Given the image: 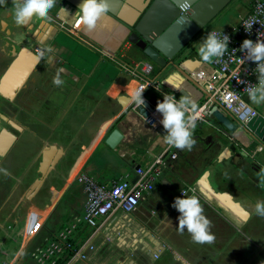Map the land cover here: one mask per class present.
<instances>
[{"label": "crops", "instance_id": "0c3cea01", "mask_svg": "<svg viewBox=\"0 0 264 264\" xmlns=\"http://www.w3.org/2000/svg\"><path fill=\"white\" fill-rule=\"evenodd\" d=\"M142 1L124 5L121 16L107 11L91 29L80 21V34L99 48L49 17L33 15L17 24L13 18L16 0L0 5V54L10 57L0 78L17 54L23 55L24 65L23 71L9 78L5 92H0V132L3 127L9 132L3 133L0 149L14 135L0 156V264H42L39 252L70 224L76 225L71 243L80 246L93 234L95 246L86 259L71 264L264 261V216L248 215L256 200H264L260 179L264 144L242 128L229 134L212 116L194 123L191 147H175L178 156H167V167L135 212L118 210L101 217L97 228L84 220L86 192L79 173L105 184L124 178L135 181L137 167L147 166L166 150L168 144L157 130L160 125L165 127L164 112L150 95L159 102L166 94L175 101L183 97L196 106L208 96V82L223 76L213 67V58L202 60L199 46L184 63L199 85L172 65H156L133 43L122 52L130 34L127 21L137 18L135 5ZM252 2L248 0L243 14L225 29L238 24L251 11ZM69 10L54 5L48 11L70 24L79 15ZM139 62H151L153 70L147 75L131 73ZM57 70L60 84L53 83ZM141 86L144 104L137 106L133 93ZM115 128L123 136L110 147L106 139ZM52 144L61 147L63 154L37 193L28 198L31 184L41 175L42 151ZM15 148L22 153L15 156ZM189 169L196 173L192 179L185 176ZM204 176L213 190L203 184ZM189 184H197L214 205L202 206L214 235L211 242H195L187 225L183 231L178 227L181 214L172 204L180 189Z\"/></svg>", "mask_w": 264, "mask_h": 264}, {"label": "built area", "instance_id": "2783aa9c", "mask_svg": "<svg viewBox=\"0 0 264 264\" xmlns=\"http://www.w3.org/2000/svg\"><path fill=\"white\" fill-rule=\"evenodd\" d=\"M188 8L189 6L185 9ZM47 17L55 20L60 27L82 39L92 47L99 48L98 45L80 34V18L68 24L56 16L53 17L50 13ZM213 30L221 38L222 35L229 37L228 48L225 53L220 57H213L212 60L213 67L223 76L208 82L209 95L205 100L196 105L195 110L189 104L185 105L183 109L187 113L186 117H193L194 123L203 121L206 117H211L215 106L235 122L246 123V121L259 112L249 103L248 89L259 83L260 73L257 70L259 61L252 59L250 50L248 48L241 49L240 45L243 44L245 38H250L254 42L257 38L264 39V0H253L251 11L243 16L238 24L229 29L213 28L208 31V34ZM131 43L130 40H127L121 49L122 52ZM42 49L41 46H38V52H41ZM152 70L153 64L151 62H139L132 67L131 73L147 75ZM165 129L170 134V130ZM169 155L173 158L178 156L175 146L167 145L166 150L155 156L150 164L137 167L136 172L138 177L135 181L124 178L112 184H105L87 173H79L78 178L83 182L86 192L84 220L91 227L97 228L98 220L101 217H110L118 210H122L125 213L135 212L141 201L154 189L155 180L162 175L164 169L167 167V156ZM185 195H196L202 206L209 205L214 207L213 203L197 184L183 186L177 197H184ZM175 200L176 198L173 201L172 207L182 214L175 207ZM75 226V224H70L64 227L56 238L45 245L37 256L42 264H60L59 259L65 250L71 247L69 237ZM92 236L93 234L87 241L78 246L74 254L64 264H71L75 261L86 259L88 251L95 249L94 244L91 242Z\"/></svg>", "mask_w": 264, "mask_h": 264}, {"label": "water", "instance_id": "95a60500", "mask_svg": "<svg viewBox=\"0 0 264 264\" xmlns=\"http://www.w3.org/2000/svg\"><path fill=\"white\" fill-rule=\"evenodd\" d=\"M231 1L143 0L142 4L135 5L138 11L137 18L133 21H127V27L130 30L129 40L140 48L156 65L164 68L172 65L188 80L199 85L198 81L188 72L184 63L197 50V43H193V40ZM107 2L109 4L108 11L119 16H121L120 11L124 5L133 4V0H107ZM82 3L83 0H57L55 5L66 10L70 9L75 12V15H78V10ZM187 6L189 8L185 9ZM23 68V55L19 53L0 78V92H5L4 86L13 73L15 71H23ZM205 89L208 90L207 85ZM216 102L218 101L216 100ZM212 118L225 127L229 134H233L239 128H242L250 136L264 144V114L262 112L259 111L246 123H237L215 106L212 110ZM157 130L164 137L170 135L161 125L157 127ZM3 133H9L5 127L0 132V147L4 143ZM10 135L12 136L5 143L4 148L0 149V156L9 148L14 138L13 134ZM122 136L121 131L115 128L107 137L106 142L110 147H115L122 139ZM62 154L63 149L57 147V145L45 146L42 151L39 168L41 175L31 184L28 198H32L37 193L44 179ZM202 181L208 189L213 190L205 180V176ZM216 194L218 197L228 198L224 193Z\"/></svg>", "mask_w": 264, "mask_h": 264}, {"label": "clouds", "instance_id": "9594fccd", "mask_svg": "<svg viewBox=\"0 0 264 264\" xmlns=\"http://www.w3.org/2000/svg\"><path fill=\"white\" fill-rule=\"evenodd\" d=\"M57 0H16L13 9V18L17 24L25 23L29 17L44 18L48 16V10L53 8ZM5 0H0V5L4 4ZM109 4L107 0H83L78 10L80 20L89 29L94 28L98 19L107 13ZM248 30V29H246ZM229 37L227 35H218L213 30L207 39L199 44L198 53L204 61H210L213 57L222 56L228 48ZM240 48H248L252 59L259 61L257 70L260 73L259 83L248 89V95L252 102L260 104L264 101V39L257 38L254 42L250 38H245ZM59 71L53 78V83H62L59 77ZM211 86V85H209ZM143 86L133 93L135 104H144L142 96ZM177 103L180 107L177 106ZM192 104V101L186 98H181L179 102L175 101L174 96L165 95L162 102H158L157 109L164 112L162 123L165 128L170 130V135L164 137L165 142L170 146L183 147L188 145L191 147L195 143L193 139L192 129L195 127L193 117L185 116L182 110L185 105ZM193 109L196 106L193 105ZM192 128H189V125ZM260 179L264 181V170H261ZM175 207L181 211L178 227L181 231L184 230V225H187V230L191 234V239L198 243L211 242L214 235L211 233L209 224L210 221L203 214V207L196 195H185L184 197H176ZM256 214L264 216V200H256L254 203V211L250 210L248 215ZM264 264V261H261Z\"/></svg>", "mask_w": 264, "mask_h": 264}, {"label": "rangeland", "instance_id": "374dc122", "mask_svg": "<svg viewBox=\"0 0 264 264\" xmlns=\"http://www.w3.org/2000/svg\"><path fill=\"white\" fill-rule=\"evenodd\" d=\"M248 2V0H232L226 7L225 9H223L217 16L216 18L210 23L208 24L198 35L197 39H196V43H197V47L199 46V44H202L207 37L209 36L208 31L210 29L216 28V29H225L227 28L232 22H234L240 15L243 14L244 9H245V5ZM228 25V26H227ZM232 27V26H231ZM10 57L4 56L0 54V74L2 73V71L4 70V68L6 67V63L9 60ZM249 103L252 106H256L257 108H259L261 111H264V101H262L260 104H256L254 102L249 101ZM191 129V128H190ZM196 129L193 128L192 129V134H193V138L195 139L196 136ZM83 142H85V136L83 137ZM177 148V147H176ZM14 155H20V153H22V150H18V149H14ZM12 155V154H11ZM196 175L195 172H193L191 169L188 170V172L185 174V176L188 179H192L193 176Z\"/></svg>", "mask_w": 264, "mask_h": 264}, {"label": "trees", "instance_id": "16d2710c", "mask_svg": "<svg viewBox=\"0 0 264 264\" xmlns=\"http://www.w3.org/2000/svg\"><path fill=\"white\" fill-rule=\"evenodd\" d=\"M150 98L156 105L158 104L159 100L156 97L150 95ZM158 98L160 99L161 97ZM248 100L250 101V98H248ZM77 248L78 246H75L73 243H71V247L66 249L61 258L59 259L60 264H64L74 254Z\"/></svg>", "mask_w": 264, "mask_h": 264}, {"label": "flooded vegetation", "instance_id": "af4514ba", "mask_svg": "<svg viewBox=\"0 0 264 264\" xmlns=\"http://www.w3.org/2000/svg\"><path fill=\"white\" fill-rule=\"evenodd\" d=\"M198 37V36H197ZM197 37L193 40V43H196V39H197Z\"/></svg>", "mask_w": 264, "mask_h": 264}, {"label": "bare ground", "instance_id": "6f19581e", "mask_svg": "<svg viewBox=\"0 0 264 264\" xmlns=\"http://www.w3.org/2000/svg\"><path fill=\"white\" fill-rule=\"evenodd\" d=\"M83 215H84V214H83ZM51 240H52V239H51ZM51 240H50V241H51Z\"/></svg>", "mask_w": 264, "mask_h": 264}]
</instances>
